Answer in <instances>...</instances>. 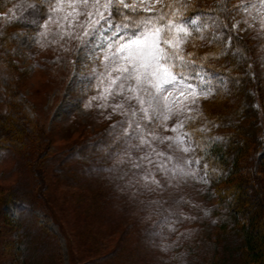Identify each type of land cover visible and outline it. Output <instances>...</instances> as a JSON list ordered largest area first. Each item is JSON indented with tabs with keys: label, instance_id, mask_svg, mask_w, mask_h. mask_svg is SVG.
<instances>
[{
	"label": "rangeland",
	"instance_id": "374dc122",
	"mask_svg": "<svg viewBox=\"0 0 264 264\" xmlns=\"http://www.w3.org/2000/svg\"><path fill=\"white\" fill-rule=\"evenodd\" d=\"M19 3L21 7L13 2L0 9V121L5 118L11 126L14 114L22 113L31 122V132L24 130L16 145L4 139L5 149L0 151V264H104L122 248H134V263L138 264H187L186 254L193 259L188 262L195 264L196 257L208 253L206 243L217 232L208 213L213 204L207 199L209 187L188 163L194 160L195 151H182V143L170 147L167 142H153L156 151L170 157L166 169L160 171L144 160L140 161L142 169L134 168L138 157L158 159L147 147L129 153L130 162L123 161L122 152L109 157V147L122 133L121 127L111 126L122 115L111 106L98 107L101 100L89 104L97 89L95 81L91 87L80 82L91 69L84 67L79 41L57 36L42 45L32 25L36 12L29 5L33 0ZM187 3L212 14L227 8L230 23L239 25L232 34L249 48V67L238 70L244 73L246 89L254 93L249 97L250 107L254 113V101L260 123L251 114L245 115L244 124L253 134L239 138L247 140L250 156L242 161L238 176L264 181V4L260 0ZM217 15L222 22L225 13ZM58 29L52 22L47 31ZM221 44L227 47V40L211 45L192 37L185 51L205 56L222 48ZM234 44L233 40L232 49ZM242 98L232 92L222 100L198 101L199 120L237 110ZM115 103H121L120 96L109 105ZM175 123L176 118L158 119L148 130L160 138L176 137L178 133L165 130V124ZM219 128V134L231 133L220 124ZM256 136L261 140L255 142ZM85 155L98 160L87 162ZM18 194H23V200L13 212L23 230L6 224L3 210L6 199ZM84 197L86 210L78 211L77 203ZM198 243L201 248L194 258L190 246Z\"/></svg>",
	"mask_w": 264,
	"mask_h": 264
},
{
	"label": "snow or ice",
	"instance_id": "6c2138e0",
	"mask_svg": "<svg viewBox=\"0 0 264 264\" xmlns=\"http://www.w3.org/2000/svg\"><path fill=\"white\" fill-rule=\"evenodd\" d=\"M260 3L264 4V0ZM29 8L36 12L32 25L42 45L45 39L50 44L57 36L61 40L79 41L84 67L91 69L79 78L80 82L91 87L95 81L97 89V95L89 97V104L101 100L98 107L111 106L114 113L122 115V120L111 126L121 127L122 133L109 147V157L113 152L116 155L122 152L123 161L130 162L129 153L144 151L147 147L158 159L153 160L151 155L138 157L134 168L142 169L144 165L140 161L144 160L160 171L166 169L165 161L170 157L156 151L153 142H167L170 147L182 143L185 145L182 151L188 152L201 150L205 140L215 143L222 139L208 136L204 127L192 130L190 125L200 119L195 107L198 101L218 91L203 61L229 52L234 57L240 56L239 50H232V42L237 39L232 30L239 25L230 23L227 8L223 9L222 22L211 11L189 12L187 0H33ZM206 17L208 23L204 22ZM52 22L59 29L49 32L48 25ZM193 35L212 44L227 40V47L218 53H206L198 62L194 52L185 51ZM29 39L35 37L29 36ZM116 96L121 97V103L109 105ZM173 118L176 123L165 124V130L178 133L176 137L160 138L148 130L158 119L167 122ZM195 131L202 134L199 142ZM188 163L199 167L201 158ZM203 167V179L207 180L209 166L205 163Z\"/></svg>",
	"mask_w": 264,
	"mask_h": 264
},
{
	"label": "trees",
	"instance_id": "16d2710c",
	"mask_svg": "<svg viewBox=\"0 0 264 264\" xmlns=\"http://www.w3.org/2000/svg\"><path fill=\"white\" fill-rule=\"evenodd\" d=\"M13 2L21 7L19 0H0V9L4 5L12 4ZM196 10L207 12L204 9L189 5V12H195ZM220 13L225 12L222 9L217 14ZM217 14L213 13V17L219 18ZM204 22L208 23L209 18L206 17ZM193 37L198 36L193 35ZM203 40L210 42L208 39ZM234 41L235 44L232 50H239L240 56L234 57L229 52L228 55H223L219 58L212 57L214 58L212 61L207 59L203 63L207 71L212 74V78L218 86L216 94L205 100H222L227 94L233 92L238 98L243 96L239 100L237 110L227 114H220L218 117L214 116L211 118L207 116L204 121H193L190 125L192 130L204 127L208 130L206 133L208 136L222 138L215 143L211 140H205L201 150H194L195 158L193 161L197 157H200L201 164L199 167L195 163L191 165L198 171V176L209 187L207 199L212 201L213 204L208 208V213L212 217V224L217 228V232L212 236V240L206 243L210 247L209 251L208 247L206 249L208 253H202L200 257L195 258L198 255L196 253L201 248L200 243H202V239L199 240L200 243H198V246H190L192 247L191 252L195 253L194 261L197 260L195 264H264V181L251 175L238 176L242 169V161H245L246 157L250 156V145L245 144L247 140L243 141L239 140V138H251L253 134L252 130L248 129L244 124L245 115L250 116L251 114L257 124L260 123L258 121L260 116L256 110L254 101V113L250 107L249 97H253L254 93L251 88L249 90L246 89L247 82L246 78H243L245 77L244 73L238 70V67L241 66H245L246 69L249 67V48L239 39H234ZM210 44L214 45L212 43ZM223 48L225 47L218 48L212 53H218ZM203 57V55H198L196 59L198 62H201ZM226 57V62H218L219 59L222 60ZM221 81L223 83H220ZM13 119V125L11 124V126L8 125V121L5 118L0 121V133L4 134L0 136V143H3V146H0V151L5 149L6 143L4 139H7L9 144L16 145L17 138L21 137L23 133H26L25 131L28 130L31 132V126L28 125L31 122L25 115L17 112L14 114ZM208 121L211 123H208ZM219 124L222 130H227L231 133H217V129H220ZM201 135L200 132L195 131V137L198 142ZM189 140L191 142V137ZM256 140H261V137L256 136L255 142ZM248 141L250 142V140ZM203 149H207V151ZM84 157L87 159H85L87 162L89 160L97 162L98 160L95 156H91V158L85 155ZM205 163L209 166L207 180L203 179V165ZM60 164H63V162ZM22 198L23 194H18L17 196L7 198L3 204V210L6 212V224H12L14 228L16 227V230L20 228L21 230L24 229L19 226L21 219L15 217L13 212L18 209L20 204L17 202H21L23 200ZM85 198L79 200L80 202L77 203L78 211L86 210L85 207L87 206L84 204L86 202L84 200ZM175 241H177V238H175ZM127 249L122 248L118 256L113 257L112 255L113 258L111 261H106L104 264H138V262L134 263L137 260V257L134 256L136 250L134 248L133 251L131 248L130 251ZM112 253L109 255L111 256ZM183 257L186 259L187 264H191L188 262L190 255L186 254Z\"/></svg>",
	"mask_w": 264,
	"mask_h": 264
}]
</instances>
